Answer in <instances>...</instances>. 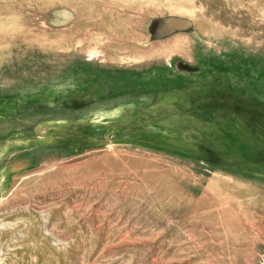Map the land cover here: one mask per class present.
<instances>
[{"label":"rangeland","instance_id":"obj_1","mask_svg":"<svg viewBox=\"0 0 264 264\" xmlns=\"http://www.w3.org/2000/svg\"><path fill=\"white\" fill-rule=\"evenodd\" d=\"M0 264H264V0H0Z\"/></svg>","mask_w":264,"mask_h":264}]
</instances>
